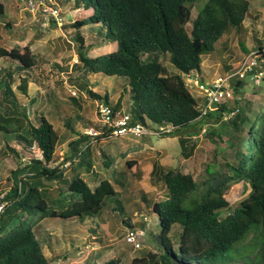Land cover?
I'll list each match as a JSON object with an SVG mask.
<instances>
[{"label":"trees","instance_id":"16d2710c","mask_svg":"<svg viewBox=\"0 0 264 264\" xmlns=\"http://www.w3.org/2000/svg\"><path fill=\"white\" fill-rule=\"evenodd\" d=\"M62 1H68L72 9L82 12L70 24L77 48V62L71 68L79 73L76 78L69 76V81L78 82L90 99L108 102L106 93L101 95L89 87L87 72L123 77L124 89L127 86L130 92L126 108L130 122H139L163 137H177L181 153L186 157L193 155L196 147L193 137L204 127L207 136L217 138L214 142H222L218 125H228L232 137L240 140V147L222 168L206 165L201 180L191 172L156 163L149 175L159 176L166 189L165 199L156 200L151 208L157 215L159 233L153 250L133 257L129 264H264V107L250 116L238 106L237 100L231 107L223 101L199 117L200 105L185 80L187 75L201 71V56L214 49L229 27L243 26L250 13L249 1L205 0L193 19L192 7L199 0H59ZM3 11L0 2V13ZM189 21L191 29L188 31ZM100 23L108 30L100 37L88 35L94 44H86L82 27ZM62 27L65 26L62 24ZM108 41L115 43V50L97 56L88 54L95 44L101 46ZM254 56L263 59L264 67L261 44ZM161 57L168 58L179 72L167 74ZM45 59V62L51 61ZM0 63L3 105L0 129L14 133L25 153L31 152L33 146L39 151L38 156L30 158L26 175L0 198V202L5 203L0 212V264H53L60 256L43 252L35 233L37 221L44 217L81 219L95 215L101 211L104 198L113 195L115 189L107 179H101L92 188L73 167L70 177H66L67 166H62L65 162L60 163L56 153L59 135L44 115L38 116L37 126L28 125L27 137L21 136L26 110L12 85L16 82L15 75L19 74L15 88L27 95L28 83L35 82L33 70L39 63V55L34 54L29 45L11 49L0 45ZM226 68L231 71L236 66ZM244 84L245 79L233 81L231 95L239 93ZM110 104L121 108V95L116 103ZM80 109L81 103H77L75 110ZM229 113L232 115L227 117ZM72 117L64 118L63 124L76 133ZM77 119L88 121L82 115H77ZM9 123L15 126L5 128ZM90 127L93 126L77 132L71 142V154L67 158L70 164L77 161L80 145L91 137L85 132ZM94 127L100 129L98 139L111 137L100 124ZM159 127L169 131L162 132ZM227 145L233 147L231 143ZM51 164L54 166H48ZM125 164L132 175L138 176L139 168L134 160H126ZM239 181L249 183L250 191L233 203L229 213L222 215L230 206L226 191L231 183ZM50 183H58L59 187L49 188ZM60 192L69 198L68 204L63 209L51 208L49 201L54 202L56 193ZM139 195L144 199L149 193L139 190ZM35 215L38 219L26 222L25 218ZM122 223L133 228L130 217L122 219ZM87 231L94 232L91 228ZM251 232L254 246L243 252L240 243ZM73 243L72 238V246ZM67 256L64 252V259ZM102 264H122V261L112 257Z\"/></svg>","mask_w":264,"mask_h":264},{"label":"rangeland","instance_id":"374dc122","mask_svg":"<svg viewBox=\"0 0 264 264\" xmlns=\"http://www.w3.org/2000/svg\"><path fill=\"white\" fill-rule=\"evenodd\" d=\"M46 1L58 5L64 16L65 27L53 21L47 24L42 23V19L39 20L38 16L34 19L26 7L27 0H0L4 6V11L0 13V45L7 49L29 45L31 51L39 55V63L33 70L35 82L28 83L27 95H23L15 88L19 82V74L15 75L16 82L12 85L17 92L19 102L26 110L27 118L23 119L20 134L27 137L28 125L31 123L37 126L38 116L44 115L59 135L56 153L60 156L59 162H65L62 166H67L66 177H70L69 172L73 167L92 188L101 179L109 180L114 186L115 193L104 198L99 213L83 216L81 219L44 217L37 221L35 233L46 255L59 254L60 257L54 260L53 264L93 262L102 264L112 257H120L122 264H129L133 257L143 256L153 250L156 235L159 233L157 215L151 208L156 200L165 199L166 189L158 179L159 176L149 175L156 163L165 167H176L185 173L191 172L197 180H201L204 177L206 165L212 164L216 169L222 168L223 163L231 158L233 151L240 147V140L232 137V131L228 125H218L217 131L221 134L222 142H214L217 138L207 136L206 127H204L199 135L193 137L196 144L193 155L186 157L181 153L178 138L175 136L163 137L161 134L138 136L127 133L98 139L100 135L90 134L91 137L80 145L81 153L77 161L70 164L67 159L71 154L70 144L77 132H83L84 128L90 125L94 127L100 123L95 108L96 102L79 87L78 82L69 81V76L76 78L79 73L78 70L71 68L72 64L77 62V48L73 41L74 31L70 24L82 12L72 9L73 6L68 1ZM204 1L199 0L193 5L192 19L197 15ZM248 1L250 13L244 19L243 26L229 27L215 43L214 49L201 56V71L185 79L192 96L200 106L203 103L205 88L213 79L234 71H227V66L231 68L236 66L237 69L241 60L248 53L255 51L258 44L264 47V0ZM6 24H9V27ZM186 28L188 31L191 29L190 21L186 24ZM107 30V26L100 23L85 25L81 32L86 38V44H94L89 36L94 34L95 37H100L101 33L104 34ZM115 48V43L108 41L101 46L95 44L88 54L97 56L113 51ZM53 53L57 55L54 56ZM45 58H50L51 61L45 62ZM161 59L167 74L179 72L168 58L161 57ZM86 74V80L89 81V87L92 90L100 94L106 92L110 101H114L121 94V101L127 108L130 92L129 87L126 86L124 89L123 77L91 72ZM1 94L0 90V116L3 115ZM234 100H237L238 106L250 116L258 112L264 107V79L260 85H253L245 80L240 92L230 95L225 101L231 107ZM77 103H81V109L76 111ZM77 115H82L88 121L81 122L77 119ZM231 115L232 113H229L227 117ZM70 116L74 117L72 118L76 133L63 124L64 118ZM2 121L0 118L1 125ZM14 126L15 123H9L5 125V128ZM227 143H231L233 147ZM33 155H39L36 146L32 147L31 152L25 153L22 150V143L18 141L14 133H6L0 129V194L3 196L7 194L14 184L26 175L29 160ZM126 160H134L137 163L139 171L136 175L138 176L131 174L125 164ZM105 162L108 164L105 165ZM54 164L48 166H54ZM60 186L63 187V183ZM48 187H59V184L50 183ZM139 190L149 195L141 199ZM249 191L250 185L247 182L231 183L225 194L230 206L222 211V215L229 213L233 209V203L247 195ZM56 195L54 202L48 200L50 207L65 208L69 198L63 192ZM127 217H130L133 227L139 232L140 247L138 248L124 240L128 227L122 223V219ZM36 219L38 215L25 218L27 223ZM90 228L94 232L87 231ZM252 235L253 232L249 233L240 243L243 252L249 251L254 246ZM64 252L68 255L65 259ZM229 254H231L230 251Z\"/></svg>","mask_w":264,"mask_h":264},{"label":"built area","instance_id":"2783aa9c","mask_svg":"<svg viewBox=\"0 0 264 264\" xmlns=\"http://www.w3.org/2000/svg\"><path fill=\"white\" fill-rule=\"evenodd\" d=\"M27 9L31 12L33 18L39 17L42 23L47 24L53 21L55 24L62 26L64 16L58 5L46 0H27ZM38 19V18H36ZM255 51L248 53L240 62L236 70L223 76H217L205 88L203 93V103L200 106L199 117L204 116L210 108L216 104L225 101L231 95V87L236 79H245L253 85H260L264 79L263 59H258L254 56ZM194 75H187L186 78H191ZM75 94V92H73ZM95 108L101 128H105L113 135H122L132 133L134 135L141 134H158L157 132L145 128L141 123H131L130 114L126 109L114 108L109 102L96 101ZM162 132H167L169 129L159 127ZM87 134H101L100 129L90 127L85 130ZM68 164V163H67ZM66 164V165H67ZM0 198L3 195L0 194ZM4 202H0V212L3 211ZM139 232L135 227L128 228L124 236V240L135 248L140 247Z\"/></svg>","mask_w":264,"mask_h":264},{"label":"crops","instance_id":"0c3cea01","mask_svg":"<svg viewBox=\"0 0 264 264\" xmlns=\"http://www.w3.org/2000/svg\"><path fill=\"white\" fill-rule=\"evenodd\" d=\"M106 93V92H105ZM100 94V93H99ZM107 94V93H106ZM102 95V94H101ZM121 95V94H120ZM120 95H118V97L114 100V101H110L109 99H108V96H107V99H108V102L109 103H112V104H114V103H116L117 101H118V99H119V96ZM121 108H123V109H126L125 108V106H124V102L123 101H121ZM196 148V147H195ZM194 152V151H193ZM129 244V243H128ZM118 258H120V257H118ZM121 259V258H120ZM122 261V260H121Z\"/></svg>","mask_w":264,"mask_h":264}]
</instances>
